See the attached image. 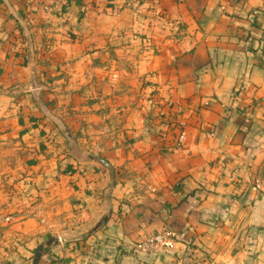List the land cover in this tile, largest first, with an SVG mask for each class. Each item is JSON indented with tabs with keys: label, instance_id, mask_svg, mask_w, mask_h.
I'll list each match as a JSON object with an SVG mask.
<instances>
[{
	"label": "crops",
	"instance_id": "crops-1",
	"mask_svg": "<svg viewBox=\"0 0 264 264\" xmlns=\"http://www.w3.org/2000/svg\"><path fill=\"white\" fill-rule=\"evenodd\" d=\"M0 211V264L53 237L38 264H179L132 252L164 226L185 264H242L235 222L264 215V0H0Z\"/></svg>",
	"mask_w": 264,
	"mask_h": 264
},
{
	"label": "rangeland",
	"instance_id": "rangeland-1",
	"mask_svg": "<svg viewBox=\"0 0 264 264\" xmlns=\"http://www.w3.org/2000/svg\"><path fill=\"white\" fill-rule=\"evenodd\" d=\"M126 36H128V34L125 35L124 37H126ZM123 42L124 43H122L121 46L124 49V51H122L121 53H127V52H129L128 50H129L131 43L129 42L128 39L123 40ZM107 46L111 47V45H107ZM116 46H118V45H114L113 46L114 49H113V51H111V54L114 56H116V54H119L117 52V50L115 49ZM80 81H81L80 79L77 80L78 83ZM112 82L114 83L115 81L112 80ZM127 83H129V80L127 81ZM109 95L110 94H108V97H109ZM97 96L100 97L101 95H97ZM96 99H101V98H96ZM57 126H58V124H57ZM65 126L66 125L63 122H61L59 124L58 128L61 130V132L64 134V136L69 139V137H68L69 133H68V130L66 129ZM66 133H68V134H66ZM76 143H77V141H76ZM76 143H74V145H76ZM235 199H237V197H235ZM27 208H30V207H27ZM244 208L245 207H241V210H239V211L241 212V211L245 210ZM234 210H237V207H235ZM26 211H28V210H25L24 212H26ZM13 213H18V212H13ZM29 214L33 215L34 213H33V211H29ZM241 217L242 218L240 220L235 222L236 227L239 229L237 230V232L234 236V239H232V241L234 242V245H237L239 247L240 252L233 253V254L234 255L237 254L236 255L237 259L240 260V262H242V264H264V215L257 222H254V220L251 221L252 213H251V215H250V213H248V215L244 213L243 216H241ZM42 223H44V221ZM6 224L7 223L1 225L0 232L3 231V228H5L4 226ZM238 232H240V234L238 236H236L238 234ZM230 243H232V242L229 241L227 244H230ZM223 254H225V253H223Z\"/></svg>",
	"mask_w": 264,
	"mask_h": 264
},
{
	"label": "built area",
	"instance_id": "built-area-1",
	"mask_svg": "<svg viewBox=\"0 0 264 264\" xmlns=\"http://www.w3.org/2000/svg\"><path fill=\"white\" fill-rule=\"evenodd\" d=\"M233 98L235 94H232ZM173 104L172 102L170 105ZM177 112L181 114L184 112V108L177 104ZM186 126L184 121H180L177 125V132L174 136L176 145L180 146L186 136ZM165 140V138H163ZM14 214H4L0 212V227L2 224L10 223L14 220ZM177 240L175 232L170 226H164L162 229L152 232L145 233L141 239L134 245L132 252L135 255H166L175 257L179 261V264H185L183 258H179L177 253Z\"/></svg>",
	"mask_w": 264,
	"mask_h": 264
},
{
	"label": "water",
	"instance_id": "water-1",
	"mask_svg": "<svg viewBox=\"0 0 264 264\" xmlns=\"http://www.w3.org/2000/svg\"><path fill=\"white\" fill-rule=\"evenodd\" d=\"M60 241V239L59 238H56V237H53V238H51L47 243H46V245H50V244H52V243H55V242H59ZM46 245H42L39 249H38V251H37V253H36V257H35V260H34V263L33 264H38V262H39V257H40V254H41V252H42V250H43V248L46 246Z\"/></svg>",
	"mask_w": 264,
	"mask_h": 264
}]
</instances>
